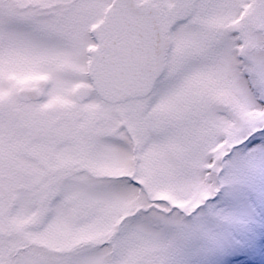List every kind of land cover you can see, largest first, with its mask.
<instances>
[{"label":"snow or ice","instance_id":"snow-or-ice-1","mask_svg":"<svg viewBox=\"0 0 264 264\" xmlns=\"http://www.w3.org/2000/svg\"><path fill=\"white\" fill-rule=\"evenodd\" d=\"M0 264H264V0H0Z\"/></svg>","mask_w":264,"mask_h":264}]
</instances>
